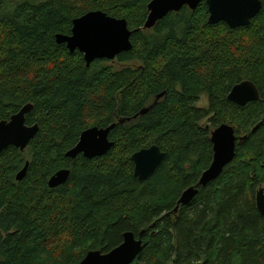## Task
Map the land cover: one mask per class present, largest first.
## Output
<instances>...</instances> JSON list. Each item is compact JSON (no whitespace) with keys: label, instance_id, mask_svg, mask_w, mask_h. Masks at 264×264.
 <instances>
[{"label":"trees","instance_id":"16d2710c","mask_svg":"<svg viewBox=\"0 0 264 264\" xmlns=\"http://www.w3.org/2000/svg\"><path fill=\"white\" fill-rule=\"evenodd\" d=\"M150 1L0 0V119L31 104L25 124L39 126L23 152H0V264H78L89 252L109 253L126 232L143 244L132 264H264L255 204L264 187V0L242 28L209 25L203 0L143 30ZM96 10L137 31L130 51L86 67L55 35H69L73 19ZM245 80L259 100L239 107L227 95ZM202 95L206 108L197 107ZM112 123L107 154L64 156L84 130ZM221 124L244 139L201 187L210 132ZM153 145L165 157L139 181L131 156ZM62 169L67 181L50 189ZM189 187L197 195L174 212Z\"/></svg>","mask_w":264,"mask_h":264},{"label":"water","instance_id":"95a60500","mask_svg":"<svg viewBox=\"0 0 264 264\" xmlns=\"http://www.w3.org/2000/svg\"><path fill=\"white\" fill-rule=\"evenodd\" d=\"M203 0H151L147 5V17L142 27L143 30L152 29L158 21L170 13H177L186 7L195 10ZM209 25L224 23L230 29L246 27L260 12V0H204ZM137 31L128 29L127 23L122 18H114L100 10L89 11L72 20L69 35H55L57 44H64L66 49L73 53L82 54L86 67L96 60H114L119 54L128 52L132 48L131 36ZM164 92L159 93L156 99L161 98ZM228 101L243 107L250 102L259 100V93L255 85L248 81H241L234 85L228 95ZM32 110L31 104H25L17 113L8 120L0 119V152L12 146L23 152L29 143L37 136L38 124L26 125L25 117ZM148 108L142 109L139 114H144ZM136 117V116H134ZM128 120V119H127ZM119 120L118 123H123ZM116 126L109 124L104 128L91 127L84 130L73 148L65 153V157L74 160L78 155L91 160L102 157L112 148L108 135ZM212 144V160L209 167L201 174L198 185L206 187L216 180L223 169L232 162L235 155L236 137L233 127L221 124L210 132ZM165 154L156 145L141 149L131 156L133 163V176L139 181L147 180L161 164ZM27 163L16 174V181L24 178ZM70 174L68 169L57 171L47 182L50 189L63 185ZM198 189L189 187L182 192L174 212L179 205H187L197 195ZM255 204L258 213L264 218V188L256 192ZM143 247L142 240L136 238L131 232L123 234L122 243L109 253L101 254L98 251L89 252L78 264H132L138 257Z\"/></svg>","mask_w":264,"mask_h":264},{"label":"rangeland","instance_id":"374dc122","mask_svg":"<svg viewBox=\"0 0 264 264\" xmlns=\"http://www.w3.org/2000/svg\"><path fill=\"white\" fill-rule=\"evenodd\" d=\"M107 64H109V63H107ZM110 64H112V63H110ZM207 105H208L207 98H206L205 95H202L200 97L199 101L197 102V107H199V108H206ZM204 124H205V122H204Z\"/></svg>","mask_w":264,"mask_h":264},{"label":"flooded vegetation","instance_id":"af4514ba","mask_svg":"<svg viewBox=\"0 0 264 264\" xmlns=\"http://www.w3.org/2000/svg\"><path fill=\"white\" fill-rule=\"evenodd\" d=\"M235 137H236V143L239 142V141H241L242 139H244L243 136H237L236 133H235ZM242 137H243V138H242ZM236 143H235V144H236ZM260 188H264V187H263V186L259 187V188L257 189V191H258ZM257 191H256V192H257ZM255 196H256V193H255Z\"/></svg>","mask_w":264,"mask_h":264}]
</instances>
